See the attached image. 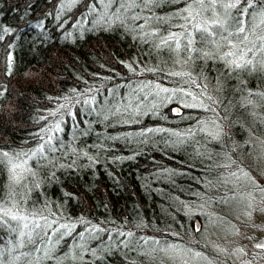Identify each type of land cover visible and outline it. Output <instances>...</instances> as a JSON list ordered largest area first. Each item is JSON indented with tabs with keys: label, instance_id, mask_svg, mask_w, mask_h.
I'll use <instances>...</instances> for the list:
<instances>
[{
	"label": "trees",
	"instance_id": "obj_1",
	"mask_svg": "<svg viewBox=\"0 0 264 264\" xmlns=\"http://www.w3.org/2000/svg\"><path fill=\"white\" fill-rule=\"evenodd\" d=\"M190 4L0 0V213L27 217L0 214L9 264H181L193 253L234 264L204 230L223 202L252 190L232 183L256 170L264 143V97L249 96L264 93V53L233 70L219 59L227 46L189 60L162 45L184 30ZM228 11L264 31L259 6ZM41 144L55 150L33 156ZM10 160H27L19 182Z\"/></svg>",
	"mask_w": 264,
	"mask_h": 264
},
{
	"label": "snow or ice",
	"instance_id": "obj_2",
	"mask_svg": "<svg viewBox=\"0 0 264 264\" xmlns=\"http://www.w3.org/2000/svg\"><path fill=\"white\" fill-rule=\"evenodd\" d=\"M257 6H259L261 9L259 15L264 18V0H192V4L189 5V9L185 10L188 12V15L184 17L187 23L181 26L184 30L180 32L179 35L174 32L169 33L161 40V44L164 46H168L169 48H171L174 44L175 50L177 52H180L183 46V51L189 53V60L194 58L200 59L202 57L215 59V53L211 51V48L214 47L219 50L220 48L227 46L230 50L224 52L223 56L219 57V59H222L224 61L227 67L235 70L244 69L250 65L254 66L253 59H248V56L249 53H253V49L264 53V35H257L255 41H250L248 35V27H246V25H248L247 19H239L233 17L229 14L228 10L236 9L237 11H240L242 16L248 17L254 15L251 10L256 8ZM221 9H223L222 13L220 11ZM261 23H264V19H262ZM259 26L260 25H256L255 27ZM189 27L191 28V30H189ZM230 27H234L235 31H229ZM248 44H251L252 46L247 47ZM242 45L244 47H242ZM12 59V55L9 54V74L11 73ZM260 63L261 66L264 67V62ZM172 75H181V73H172ZM163 90L167 91V89ZM3 95L4 92H0V96ZM188 95L191 94L188 93ZM255 95L264 97V93L249 92V96ZM195 99L196 98L193 97V100ZM208 99L211 100L212 98L208 97ZM249 103H251V101H249ZM186 106L195 107L200 105ZM206 110L212 109L206 108ZM176 111L178 112V110ZM53 115L55 114L53 113ZM60 130V124L56 123L52 131L58 132ZM41 139H43V137H41ZM51 141L52 136H49L47 143L51 144ZM46 150L54 151L55 149H46L45 144H41L32 153V155L34 156L37 153L43 154ZM8 155L9 154L7 152L3 153L4 157H7ZM9 162L12 163V168L10 169V171L13 173V179L19 182V180L23 177L21 174L17 173V169L27 171V160H24L21 163H13L11 160ZM232 175L235 176L236 173H232ZM244 175H247V173H244ZM252 183L255 188L258 189L262 195H264V187L258 185L254 180L252 181ZM0 214H2V216L4 217H8L13 221L27 219V217L23 215L14 214L11 210H4ZM23 227L24 229H27L29 225L25 223ZM41 227V224H39L38 222L34 224V229H40ZM48 227H51V225H48ZM61 227L66 226L61 225ZM129 235H131V233H129ZM20 236H27L29 242L33 244L35 251H40V248L37 246L39 241L33 239L32 232H25L21 230ZM36 236H40L39 232H36ZM45 237H47V233H45ZM23 243L24 241L22 240L20 242L21 246L23 245ZM255 247L264 249V239L255 241ZM16 259H19V257H16ZM0 264H9L7 257L3 253H0Z\"/></svg>",
	"mask_w": 264,
	"mask_h": 264
},
{
	"label": "rangeland",
	"instance_id": "obj_3",
	"mask_svg": "<svg viewBox=\"0 0 264 264\" xmlns=\"http://www.w3.org/2000/svg\"><path fill=\"white\" fill-rule=\"evenodd\" d=\"M259 19V25L263 29L264 23L261 21L264 18L259 15ZM257 28L259 30V27ZM260 33L264 35V31ZM248 35L250 41H255L258 32L254 29L248 32ZM251 46V44L247 45V47ZM256 52L258 51L253 49L254 55L249 53L248 57L256 56ZM256 59L260 62V58ZM261 62H264V56L261 57ZM255 149L252 158L256 170L252 172L249 168L252 173L244 175L246 172H243L237 179L235 177L236 180L232 183L235 189L252 190L233 194L223 202L222 213H215L208 218L212 221H209V225L204 230V237L210 248L221 258L228 259L234 264H264V249L255 247V241L264 239V195L252 183L254 180L264 187V143H257ZM181 260V264H214L196 253L191 254L190 257L183 256Z\"/></svg>",
	"mask_w": 264,
	"mask_h": 264
}]
</instances>
